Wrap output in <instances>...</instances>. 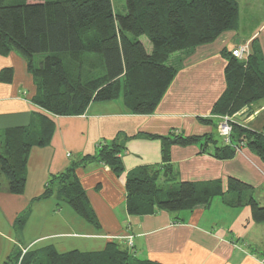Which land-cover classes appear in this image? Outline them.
I'll return each instance as SVG.
<instances>
[{"label": "trees", "instance_id": "trees-1", "mask_svg": "<svg viewBox=\"0 0 264 264\" xmlns=\"http://www.w3.org/2000/svg\"><path fill=\"white\" fill-rule=\"evenodd\" d=\"M0 0V54L20 53L37 83L32 102L38 124L5 129L0 141V176L11 193L24 191L31 149L50 142L55 121L52 115H80L92 102L123 99L133 114H151L177 74L168 60L175 52L213 42L236 27V0H125L123 14L114 11L112 0ZM146 35L152 50L140 39ZM226 88L214 103L211 116L200 117L212 132L161 137V165L131 170L126 176L127 211L146 215L158 210H193L209 207L216 195H225L221 181L199 184L176 181L170 161L173 144L199 143L202 152L219 159L233 158L238 148L248 147L264 162V122L260 128L240 119L232 122L231 144L217 131L218 116H233L242 109L249 114L264 101V58L253 41L252 52L239 59L223 50ZM36 55L40 59L36 61ZM0 79L10 82L13 69H4ZM149 137L154 134L148 133ZM118 140L101 142L97 153L84 157L105 163L120 175L125 171ZM77 163L52 176L37 198H56L71 206L88 222L99 227L98 217L76 174ZM252 185L229 177L227 192L238 193ZM248 205L255 221H264V206L254 196ZM28 210L16 220L25 222ZM3 264H160L136 257L121 241L112 239L101 251L72 250L59 253L53 247L19 250Z\"/></svg>", "mask_w": 264, "mask_h": 264}, {"label": "crops", "instance_id": "crops-1", "mask_svg": "<svg viewBox=\"0 0 264 264\" xmlns=\"http://www.w3.org/2000/svg\"><path fill=\"white\" fill-rule=\"evenodd\" d=\"M236 1L239 14L235 28L224 31L213 42L171 55L178 71L153 113L133 114L123 99H116L92 102L80 115H52V138L46 145L31 149L24 191L11 193L7 183L0 182V264L16 250L24 253L53 247L59 253L101 251L112 239L121 241L136 257L160 264H262L264 249L254 248L247 236L253 232L264 240V221L253 220L247 201L254 196L264 206V200L255 196V191H260L264 198V162L248 147H241L233 158L219 159L202 152L199 143L171 146L170 161L176 181H221L226 194L214 196L209 207L131 215L126 204L127 173L163 163L162 142L153 140L148 133L167 132L168 126H180L184 135L215 130L200 117L211 116L214 103L226 88L227 59L223 50L231 51L248 43L252 52L255 41L264 58V0ZM151 50L152 47L147 49ZM9 67L13 69V79H0V133L10 127L38 124L37 113L43 112L32 102L37 83L17 51L0 54V73ZM235 118L260 128L264 101L257 103L247 116L238 114ZM113 140L124 145L122 174L117 175L97 159L83 160L97 153L99 143ZM73 162L77 163L76 174L99 227L55 195L37 198L52 176ZM229 177L251 184L252 189L240 195L227 192ZM217 197L228 208H243L245 212L237 226L230 217L226 223L210 216L208 210ZM25 210V222L19 226L16 220ZM127 236H132L131 247L126 243Z\"/></svg>", "mask_w": 264, "mask_h": 264}, {"label": "rangeland", "instance_id": "rangeland-1", "mask_svg": "<svg viewBox=\"0 0 264 264\" xmlns=\"http://www.w3.org/2000/svg\"><path fill=\"white\" fill-rule=\"evenodd\" d=\"M12 2H16V1L13 0ZM112 4H113L114 11H116L117 13L123 14L125 12V10H126L125 0H112ZM140 39L143 41V43L145 44V46L148 50L152 47L151 42L149 41V39L146 35L141 36ZM39 59H40V55H36V61H38ZM171 59H172V57L168 60V64L172 63ZM248 114L249 113L247 111H245L241 114V116H243V115L247 116ZM216 126H217V124H216ZM184 127L187 128V130H189V127H186V126H184ZM162 129H164V128H162ZM166 130H167V132L161 131L163 133L152 132V134L155 135L154 137H152V139L153 140L154 139L161 140V137H158V136H170L172 133H182V129L180 128V126L179 127L168 126ZM0 141H1V137H0ZM0 182L5 185L7 183V180L5 179L4 176H1ZM257 190H259V189H257ZM255 196L257 198H259L261 201L264 200L263 193L260 191H255ZM243 211H244L243 208H228V207H226L222 203V201L219 197L214 199L211 208L208 210L210 216L214 217V219L218 220V222H224L225 221L226 223H229L230 220L228 221V219L230 217L232 220L231 223L236 224V226H237V224H239L241 222V220L243 218ZM180 213H182V212H180ZM251 235H252V237H257L258 239L257 240L253 239L251 237ZM251 235L248 234L247 237H249L252 240L251 241L252 246L256 249H259V250L264 249V240L262 239V241H261L260 238L257 235H255V233H253V232ZM256 242H258V243H256ZM256 244H257V246H255Z\"/></svg>", "mask_w": 264, "mask_h": 264}, {"label": "built area", "instance_id": "built-area-1", "mask_svg": "<svg viewBox=\"0 0 264 264\" xmlns=\"http://www.w3.org/2000/svg\"><path fill=\"white\" fill-rule=\"evenodd\" d=\"M251 52V48L250 45L248 43H243L240 44L239 46H237L236 48L232 49V54L234 56H236L239 59H245L248 57V55ZM247 109L244 108L242 109L240 112H238L237 114L230 116V115H221L218 116V125H217V131L218 134L221 138V140L225 143V144H231V133H232V122L234 121L235 117L238 114H242L243 112H245ZM244 147V146H241ZM239 147L238 150L241 148ZM132 236H127L126 240H127V245L129 247L132 246V240H131ZM261 263L264 264V256L261 258Z\"/></svg>", "mask_w": 264, "mask_h": 264}]
</instances>
